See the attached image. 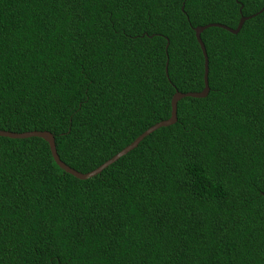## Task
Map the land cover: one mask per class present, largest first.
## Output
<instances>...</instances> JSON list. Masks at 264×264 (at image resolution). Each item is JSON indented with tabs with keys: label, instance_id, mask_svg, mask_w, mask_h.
I'll return each mask as SVG.
<instances>
[{
	"label": "trees",
	"instance_id": "16d2710c",
	"mask_svg": "<svg viewBox=\"0 0 264 264\" xmlns=\"http://www.w3.org/2000/svg\"><path fill=\"white\" fill-rule=\"evenodd\" d=\"M263 7L0 0V131L81 174L202 90L193 28L254 15L203 30L207 95L91 178L0 137V264H264Z\"/></svg>",
	"mask_w": 264,
	"mask_h": 264
},
{
	"label": "water",
	"instance_id": "95a60500",
	"mask_svg": "<svg viewBox=\"0 0 264 264\" xmlns=\"http://www.w3.org/2000/svg\"><path fill=\"white\" fill-rule=\"evenodd\" d=\"M182 8H183V6H181V9H180L181 11H182ZM263 10H264V7L260 9L259 13L262 12ZM252 16H254V15H252ZM252 16H248V17H242L241 16L237 22L235 29H230V28L223 26V25H220V24H208V25L197 26V27L193 28L192 30L194 32V37H195L196 43L199 46V49H200V52H201V55L203 58V73H202L203 88H202V90L199 92H196V93H191V92L190 93H179V92L175 91L174 94L172 95L171 99H170V113H169V117L166 120L160 121V122L152 125L148 129H146L143 133H141L138 137H136L129 145L124 147L117 154L112 156L110 159L105 161L103 164L98 166L93 171H90V172L85 173V174H81V173L74 171L73 169H70L66 165H64L59 160V158L56 154L53 136L49 132L41 131V132L11 133V132H6V131H0V137L9 138V139H25V138H31V137L39 138L47 144L50 156H51L52 160L54 161L55 165L59 169L63 170L65 173H67V174L71 175L72 177L79 179V180H85V179L91 178V177L97 175L98 173H100L104 168H106L107 166H109L110 164L115 162L118 158L125 155L127 152H129L133 148H135L137 146V144L144 137H146L147 135H149L153 131L157 130L158 128L167 127L169 125L174 124L176 122V104L180 99L187 98V97L195 98V99H201L207 95V93H208L207 57H206V53L204 50V46L200 40L201 32L207 28L215 27V28L223 29V30L227 31L228 33L234 35L240 30L243 22L246 21L247 19L251 18ZM165 69H166V63H165Z\"/></svg>",
	"mask_w": 264,
	"mask_h": 264
}]
</instances>
